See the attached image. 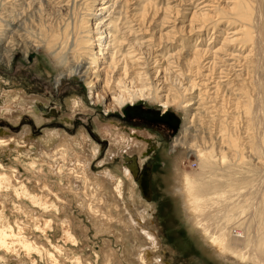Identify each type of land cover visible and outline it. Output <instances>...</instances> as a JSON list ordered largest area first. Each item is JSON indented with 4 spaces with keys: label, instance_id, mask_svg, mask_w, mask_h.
<instances>
[{
    "label": "bare ground",
    "instance_id": "bare-ground-1",
    "mask_svg": "<svg viewBox=\"0 0 264 264\" xmlns=\"http://www.w3.org/2000/svg\"><path fill=\"white\" fill-rule=\"evenodd\" d=\"M0 1V60L6 66L11 63L16 50L23 52L24 56L38 50L57 69L58 83L69 76L84 79L93 103H104V92L108 91L109 94L111 91L113 104L104 105L108 112L129 102L132 104L140 97L148 98L141 87L119 90L122 81L119 79L116 83L113 78L118 70H122L126 76L132 67L131 62H140L138 54L142 50V43L130 38L135 34L133 29L118 22L120 17H114L120 0H102L96 6L94 0H39L34 12H38L41 17L44 14V25L36 33L27 29L25 19L28 16L24 17L28 10L35 9L32 1L22 2L19 8L21 12L13 8L16 6L13 1L16 0ZM51 1L52 6L49 4ZM6 2H10V6L5 7ZM229 12L233 16L224 17L240 23L242 36L246 43L250 42V51L253 52L249 58L248 71L240 78L234 74L235 83L233 80L230 82L237 91L232 106L233 113L237 112L238 115L234 117L230 114L228 100L221 97L220 80L211 85L215 88V95H210L211 90L205 82L200 84L204 85V89H198L196 100L191 97L190 101L183 102L184 97L182 93L179 94L174 107L182 105L180 108L187 116L185 120L192 115L181 126L183 135L176 136L173 144L171 152L175 151L178 155L172 158L166 153L162 157L164 165L171 172L163 178L168 183L166 191L179 201L185 218L191 219L193 227H199L198 232L201 233L196 234L197 242L207 255L214 258L219 256L226 263L231 259L233 264H264V128L259 131L261 125L264 127V0H237L230 9L223 10L224 14ZM201 21L203 25L199 27L200 32L209 31L210 24V29L216 27L214 18L209 20L203 16ZM14 27L16 32L12 31ZM7 32L11 33L12 45L5 44ZM237 39L241 41L242 37L233 38L235 41ZM125 44L127 52L122 50ZM235 80L243 82L240 84ZM101 81L104 83L103 92L100 90L98 93L96 89ZM2 82L0 77V155H6L8 160L3 163L0 159V264H40V261H46V264H61L62 261L80 264L82 261L74 249L78 248L82 240L87 242L88 239L84 236L86 230L79 217L75 220L74 214L70 212L73 203L91 222L96 230L94 235L108 236L103 238L97 248L91 246L94 255L91 260L95 263L170 264L163 257L167 249L173 248L163 243L160 230L155 225L157 204L141 197L145 198L140 184L142 195L137 190L136 175L129 167L134 162L140 172L139 169L149 157L147 147L149 140L154 137L152 133L147 128L134 126L123 129L97 117L95 124L99 137L104 138L102 127H106L111 142L106 155L98 160L97 153L102 144L97 143V133L91 135L81 128L78 133L69 136L68 129L58 124L55 127L48 124L47 112H41L44 110L41 106L49 104L45 97L16 87L2 91ZM196 84L191 82L189 88ZM155 99L158 100L156 96ZM70 101L73 111L67 114L68 120L79 107L75 96L69 97L67 103ZM169 102H163L162 105L166 107ZM191 105H195L193 113ZM55 107L52 108V115H56L58 110ZM25 113L34 117L36 126L43 127L44 130L37 137L32 125H21L25 122ZM205 114L212 119L204 127L202 122L199 124L196 121L203 120ZM243 114L250 123H257V127L261 124L258 130L255 129L256 137L252 145L255 167L249 171L255 174L257 187L248 198L244 195V192L249 191L244 185L250 182V179L247 180L248 173L245 174L249 167L245 164L252 157L245 155L244 148L248 146L242 144L244 137L239 121ZM4 118L10 123L7 124ZM20 125L23 126L21 130ZM204 128L207 129L203 131ZM199 132L208 135L209 139H199ZM221 136L222 144L217 146V157V153L212 154L210 150L215 141L220 143ZM93 139H96L95 142ZM85 145L90 147L87 155L83 154ZM201 145H209L211 149H207L209 152L206 153L199 151L198 146ZM184 150H193L198 156L200 172L195 176L192 174L193 177L179 167V158ZM229 151L232 152L228 154ZM94 159L98 160L94 167L99 168L97 172L90 168ZM129 160L131 162L127 166L123 164ZM109 162H116L113 170L102 167ZM245 167L248 169L244 170ZM218 171H221V181ZM21 172L25 173L24 177ZM132 174L137 183L132 179ZM241 188L244 189V196ZM220 191L225 192L224 203L222 208L218 207L215 211L217 214L221 209L228 212V220L224 225L215 223L212 215L215 212L207 210V193L220 194ZM214 197L212 195L211 198ZM220 202V199L213 201ZM238 209L242 211L240 216ZM70 221H75V225L72 226ZM28 228L32 230V237L29 236ZM65 255H68V259Z\"/></svg>",
    "mask_w": 264,
    "mask_h": 264
},
{
    "label": "rangeland",
    "instance_id": "rangeland-1",
    "mask_svg": "<svg viewBox=\"0 0 264 264\" xmlns=\"http://www.w3.org/2000/svg\"><path fill=\"white\" fill-rule=\"evenodd\" d=\"M30 1H32V5H34L32 7L35 9H33L32 11L28 10L25 13L26 15L24 17L26 18L28 16V19H25L27 20V29L33 31L32 33H36L38 29L42 25H44V14H42L41 17L40 15H38V12H34L36 11V6H39V0H16L13 1L16 5L13 8H16L18 12H21L19 9L21 7V3H29ZM101 1L102 0H94L93 3L96 6ZM120 1H118L119 8L116 5L118 9L116 8L117 10H115V12L117 13L114 15V17H120L118 22H121V24L126 28L129 26L133 29V32H135V34L131 35L130 38L140 41L142 43V50H140V54H138V57H140V62L131 60L133 62H131L132 67L130 68L129 73L126 74V76L123 75L122 70H118L116 71V74H114L113 78H115L116 83L119 81V79H121L122 82L121 84H119V90L130 89L129 87H131V89H137L141 87L144 89L145 94L148 95V98L140 97L135 101H132V104L129 102L120 108L109 110L108 112L105 109L104 105L113 104V101L111 99V91H109V94L108 91L104 92L106 94V100L104 99V103H93L92 96L89 94V89L84 79H80L77 76H69L68 78H62L58 83L56 81L58 72L57 69L54 67V65L49 63L50 61L47 60L46 56L41 52H38V50L30 51L27 56H24L23 52L16 50L13 55L14 57L8 66H6L0 60V77L1 81H3L1 90L6 91L8 89H13L16 87L17 89H23L24 91H27L29 93L31 92L38 95L40 94L42 95V97H45L50 105L47 103L45 106H41L44 109L41 112H47L45 115L49 116L46 118V120H48L49 122L48 124L52 125L53 127L58 124L63 127V129H68L69 136L70 134L74 135L78 133L81 128L87 130L91 135L97 133V136L99 138V141H97V143H99L100 145L102 144L99 153H97L99 155H97L98 160H101L106 155L105 153L107 152V149H109V145L111 144V142L107 137L108 133L105 130L106 127H102L104 138L99 137L98 132L96 131L97 124H95V118L98 117L103 122H111L115 125L117 124L118 127L123 129L131 126L148 128L152 132V136L154 135L155 137L151 139L148 138L150 139L147 147L149 158L146 161L149 162V168L151 170V194L150 199H146L143 196L141 197L146 201L148 200L156 202L158 209V214L155 215L156 228L160 230V235L162 236L161 238L163 240V243L165 242L167 245H170L171 248H173V250L169 251L168 249H165L166 253H164L165 257H163V259H165V261H168L170 264H233V260L231 259H228V263H226L223 262L222 258H220L219 256H217L219 258L218 260V258L207 255L199 245V242H197L196 234L201 233L198 232L200 231L199 227H193V222L191 221V219L185 218L184 212L179 205V201L177 202L176 198L168 194V192L166 191L168 183L163 178V176L165 174L170 175L169 173L171 172L170 169H168V167L164 165L162 157L166 153L169 154L172 158L178 155V153L175 151L171 152L173 144L175 142L176 136L183 135L181 126L182 124L188 122L187 120H189L192 115L191 114L190 116H188V119L185 120V117L187 116L181 110L182 105L180 106L181 108L174 107L179 94L182 93L181 96L184 97L182 99L183 102H187L188 100L190 101L191 97L192 100H196L197 94L199 92L198 89H204V85L200 86V84L205 82L208 84L207 87L209 88V91L211 90L210 95H215V93L213 92L215 88L211 87V85H214L216 81L220 80L222 84V86L220 87L221 97L224 99L226 98V101L228 100L227 102H229V104H227L229 106V111H231L230 114H232L234 117L238 115L237 112L233 113L234 106H232V104L236 100L237 91L234 90L235 87L231 86L233 85V83L230 82L233 80L234 74H238L240 78V76L242 77L245 74L246 70L248 71V69L250 68L249 58L253 56V52L250 51V42L246 43L244 37L242 36V27L240 23L224 17L226 15L233 16L232 12L224 14L223 10L230 9V7H232V5L237 0ZM1 2L2 1H0V3ZM10 4V2H6V4L4 5L6 7L10 6ZM49 4H51L52 6L53 1H51ZM6 9H3V11H5ZM31 13L35 14L31 15ZM29 15H31L32 19L29 18ZM203 16H207L209 20L214 18V21H216L215 29H210L212 26V24H210L211 26H208L209 31L200 32L201 29L199 27L203 25L201 21ZM12 31L16 32L15 27ZM6 34L5 36L7 39L5 41V44L12 45V41H10L11 33L7 32ZM20 34L22 33L20 32ZM241 37V41H239L238 39L236 41L233 40V38ZM15 38H17V36ZM20 38H22V36ZM122 50L123 52H127V44L122 47ZM99 74L102 75L101 72H99ZM209 76L211 77L209 78ZM235 81L240 82V84H242L243 82L241 80ZM191 82L197 84L193 88H189ZM103 86L104 83L101 81L98 88L96 89V92L99 93L100 90H102L103 92ZM72 96H75V98H77L79 107L78 111H74V116H72L70 120H68L67 114L71 110L72 101H70L69 104L67 103V101L68 98ZM155 96L158 98V100L155 99ZM166 101L169 102V105L164 107L162 103ZM130 106L138 108L136 114L129 112ZM191 106V113H193L195 111V105ZM54 107L56 108L55 110L58 109L56 111V115L55 113L54 115L51 114L53 112L52 108ZM164 110L171 112L177 118L179 122L176 128H172L164 122L158 123L151 121L145 116V112L147 113V111L160 113ZM25 114L27 115L24 118L25 120H23V122H25L21 125H32L34 127V134L37 137L38 134H40V132L44 130L43 127L36 126L35 122L33 121L34 117H32V115L30 114ZM240 117L241 122L239 121V123H241L242 127L241 135L244 137L242 144L248 146L244 148V151L246 152L244 153L246 156L250 155L252 157L251 159H248L249 163L245 164L247 167H249V169L246 167L244 168V170L248 169L245 173H248L247 180L250 179V182L248 183L247 181L246 185H244L248 187L249 191L247 190V188H245V190L248 192L243 191L244 195H246L248 198L249 196L251 197L253 195L257 187L255 174H251L249 171L255 167L254 163L256 162V160L253 154L255 150L252 149V145L255 139L254 136L256 137L255 129L258 130L261 124L257 127V123L256 125L253 121L252 123L254 124L250 123L249 118H245V114H243L242 116L240 115ZM210 118L212 119V117H207L205 114L203 120L198 119L196 122L199 124L202 122L201 124L205 127L207 124H210L209 122L207 123L208 120H211ZM64 119L69 122L72 121V123L68 124L65 121L63 122ZM3 120H5L7 124L10 123L7 118H4ZM246 123L248 125L251 124L250 126H248L249 129L244 128V126H247ZM22 127L23 126H21L20 130L22 129ZM262 128H264L263 125H261L259 131H261ZM206 129L204 128L203 131H205ZM215 130H218L216 126ZM218 134H220V131H218ZM202 135V132H199L197 136L199 137V139L203 137L205 138V140L209 139L208 135ZM143 138L145 139L147 137ZM221 138L222 136L220 137V143L218 141H215L212 149L209 145H206V147H203V145H201L198 146L199 151L209 152L208 150L211 149V153H217L216 156L218 157L217 146L219 144L221 146ZM95 140L93 139L94 142ZM198 143H201V140H198ZM87 149H89L88 152H90V147L85 145L83 149V151L85 152L82 151L83 154L88 153ZM231 152L232 151H229L228 154H230ZM0 159L4 163L5 160H8V157H6V155L2 156L1 154ZM93 161L94 162L90 163V168H92L93 171L97 172L99 171V168L97 167L98 169H94L97 161L96 159H94ZM117 161L118 158L116 162ZM116 162H109V164L105 163V165H103L102 167L106 166L108 167V169L113 170ZM126 162L127 161H124L123 164L127 166ZM178 164L179 167H181L182 171H184L190 177H193V175L195 176L200 172V166L198 165V156L193 150H191V152L188 150H184V153L179 158ZM139 170L141 171L142 169ZM24 174L25 173H23V175L21 176L24 177ZM220 176L221 171H218V179L221 181ZM202 177L205 178L204 176ZM132 179H134V181L137 183L134 177ZM137 187V190L140 192L139 183H137ZM242 188L241 193L243 195L242 190L244 189ZM250 191L253 192L250 193ZM218 193H210L211 195L207 193V198L209 197L207 210L209 209L210 213L215 212V214H212L215 217V223L218 222L219 224L224 225V223H227L226 221L228 220V212L224 209H221L222 211L220 210L217 214L215 209L221 207V205L223 207L222 203H224L223 198H225V192H221L220 194ZM212 195H215V197L211 198ZM219 199L221 200V202L219 203L220 205L218 203H213L214 200ZM70 212L71 214H74L75 220L77 219V216L79 217V221H81V224L83 225V227H85L86 230L84 236H86L88 239V243L85 240H82L81 244H77L78 248L74 249V252L78 253L79 259L82 261L80 264H101L100 261L99 263H95L93 260H91L94 256L91 246L97 248L99 244L103 242V238H107L108 236H106L105 234L97 235L96 233V236L94 235V232L96 230H94L91 222L88 218H86V215L79 211V207L76 205V203H73L71 205ZM241 212L242 211H239L238 209L239 215H237L240 216V214H242ZM43 216L49 217L47 215ZM70 223L72 224V226H74L76 222L74 221L73 223L72 221H70ZM27 231L29 233V236H33V234L31 233V229L28 228ZM204 235L205 233L203 232V236ZM77 237L79 240V235ZM67 256L68 255H65L66 259H68ZM45 262L46 261H40V264H46ZM10 264H15V262ZM61 264L69 263L62 261Z\"/></svg>",
    "mask_w": 264,
    "mask_h": 264
},
{
    "label": "water",
    "instance_id": "water-1",
    "mask_svg": "<svg viewBox=\"0 0 264 264\" xmlns=\"http://www.w3.org/2000/svg\"><path fill=\"white\" fill-rule=\"evenodd\" d=\"M154 119L170 122L174 128H176L178 124L177 118L169 111L162 112L161 114H156ZM129 167L132 168L133 174L136 175L137 181L140 184V188L142 190L143 195L145 196V198H149L151 194V170L149 168V162H146V164L144 165V169H142L140 172H138V168L136 167V163L134 162H132L131 166ZM137 172L138 175L136 174Z\"/></svg>",
    "mask_w": 264,
    "mask_h": 264
},
{
    "label": "flooded vegetation",
    "instance_id": "flooded-vegetation-1",
    "mask_svg": "<svg viewBox=\"0 0 264 264\" xmlns=\"http://www.w3.org/2000/svg\"><path fill=\"white\" fill-rule=\"evenodd\" d=\"M138 110V108H135V107H131L130 109H129V112H131V113H133V114H136V111ZM166 110H164L163 112H165ZM162 112H160L159 114H161ZM156 114H158V112H153V111H147V113L145 112V116L147 117V118H149L151 121H154V122H158V123H160V122H164V123H166L167 125H169V126H171L172 128H173V126H172V124L170 123V122H167V121H164V120H156V119H154L155 118V115ZM135 127V126H134ZM138 128H143V127H138ZM146 128V127H145ZM144 128V129H145ZM148 129V128H147ZM149 130V129H148ZM150 131V130H149ZM151 132V131H150ZM152 133V132H151ZM154 136V135H153ZM155 138V137H154ZM131 158V157H130ZM149 158V157H148ZM148 160V159H147ZM146 160V161H147ZM130 161L131 160H129V163H130ZM126 163H128V161L126 162ZM128 163V164H129ZM127 164V165H128ZM146 164V162L144 163V165ZM143 165V166H144ZM143 167H141V169H142Z\"/></svg>",
    "mask_w": 264,
    "mask_h": 264
}]
</instances>
